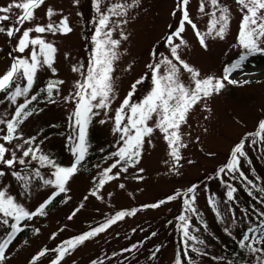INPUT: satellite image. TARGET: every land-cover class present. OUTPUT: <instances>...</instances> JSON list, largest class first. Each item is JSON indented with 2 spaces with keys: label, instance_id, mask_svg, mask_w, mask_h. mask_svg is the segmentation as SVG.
<instances>
[{
  "label": "rangeland",
  "instance_id": "1",
  "mask_svg": "<svg viewBox=\"0 0 264 264\" xmlns=\"http://www.w3.org/2000/svg\"><path fill=\"white\" fill-rule=\"evenodd\" d=\"M11 2L0 0V7ZM117 3L132 6L125 9L124 15H112L108 9ZM178 3L179 0H136L135 3L133 0H100L98 12L97 0H45L35 10V19L25 22L14 37L9 38L5 33H0L2 76L10 68L14 57L29 55L31 46L24 53L16 51L18 39L24 29L49 23V7L56 13L51 18L52 22L58 23L62 17H67L72 29L67 34L31 33L32 36H42L56 47L54 67L57 71L53 73L47 67L38 71L28 94V98L33 94L38 97L33 101L32 115L22 119L23 122L17 128L19 138L11 143L0 140L10 150L16 151L17 158L22 157L23 151L16 148L18 144L25 149L31 146L35 152L37 159L33 160L31 155L24 157L25 165L17 163L12 168L0 165V170L4 172L0 176V189L6 190L7 194L30 212L35 211L54 191H58L54 185L44 184L45 179H54V168L51 165L42 166L39 156L46 155L62 167H70L74 162L72 148L75 140H69L68 137L76 136L71 126L73 121L70 120L75 101H65L64 98L74 93L76 82L83 81L82 73L86 72L91 63L95 46L92 37L101 12L110 16L109 27L114 29L112 38L121 41L116 48L118 59L113 61L114 70L111 73L114 98L108 109L94 110L99 115L92 117L86 131L87 153L78 165V171L68 181L63 200L44 215L33 216L24 223L25 232L5 253L6 258L2 264H31L33 257L45 248L49 251L35 264H51L58 254L54 250L60 242L76 235L105 213L154 202L163 195L186 191L193 184H196V188L189 197H195L192 204L196 209L194 213L186 211L183 201L179 199L159 207L140 210L71 249L60 264H93V261L96 264H173L176 253L172 246L167 245L152 255L147 246L158 242L165 232L167 221L178 213L189 218V236L196 238L185 237L181 227L180 236L186 253L182 259L184 264H216L215 255L223 250L222 227L231 222L240 226L252 220L249 194L256 197L261 193L260 189L264 188V139L255 135L249 137L248 134L256 133L258 123L264 120V53L249 55L242 62V68L231 74L230 78L239 83L229 84L225 81V87L218 94L204 98L189 111L187 122L180 128L181 140L186 146L179 148L181 159L178 163L170 155L171 149L164 139L165 134L156 128L158 117L154 115L148 121L154 131L145 137L139 163L128 166L126 172L121 171L120 166L113 169L109 175L119 172V176L98 188L104 169L117 159L110 154L122 144L121 133L113 131L115 124L112 117L115 116V110L130 92L133 103L142 102L150 93L154 85L152 69L148 65H154L164 57L177 63L171 57L166 39L179 26L182 11L177 7ZM200 3L201 0H189L188 11L198 30L206 34L214 9L205 0V10L201 13ZM220 5L230 9V22L224 39L205 35V48L199 43L190 25L186 24L182 33L186 44L181 45L178 52L185 62L199 71L200 78H221L225 66L239 58L243 51L237 43L242 19L240 7L236 0H220ZM13 13L19 14V10L13 9ZM14 20L15 15H12L11 21L2 22L0 26L10 27ZM121 33L127 39H122ZM174 42L178 43V40L174 38ZM74 66L80 71H73ZM179 67L180 80L186 86L193 87L191 75L182 66ZM163 68L162 65L161 74ZM141 79L142 83L136 84ZM55 80L64 83L59 85L58 92L53 90L51 101L54 102H51L46 91L41 89H45L49 81ZM19 83L24 86L26 81ZM133 84H136L134 91ZM14 88L15 84L9 91ZM40 92L46 93V100L40 98ZM4 93L0 92V119L9 120L25 97H18L14 105L8 98L3 99ZM101 120L105 123H100ZM0 130L2 137L6 134V125L0 124ZM30 137H35V141L31 145L24 144ZM242 140L245 155L239 158V170L228 172L226 169L225 173L218 175V169L230 162L232 150ZM253 140L256 143H252ZM90 153H94V157L87 158ZM6 158H11L10 153L6 154ZM37 170L39 176L36 175ZM13 171L26 177L27 187L24 181L12 175ZM240 171L252 184H248L239 175ZM222 182L234 186V200L229 201L219 191ZM97 188V194L92 195V191ZM210 197L216 202L215 208L209 203ZM69 216L72 218L69 219ZM8 219L10 225L12 219ZM9 225L0 223V240ZM133 245L136 247L133 248ZM193 248L198 251H193Z\"/></svg>",
  "mask_w": 264,
  "mask_h": 264
},
{
  "label": "snow or ice",
  "instance_id": "2",
  "mask_svg": "<svg viewBox=\"0 0 264 264\" xmlns=\"http://www.w3.org/2000/svg\"><path fill=\"white\" fill-rule=\"evenodd\" d=\"M45 0H12L6 6L0 7V23L9 22L12 20V15H15V20L10 27L0 26V33H5L9 38L21 31L22 26L25 22H30L35 19V10L43 5ZM99 2L97 0V11L99 12ZM136 0H133L135 3ZM213 6L211 13V20L209 22L208 31L206 34H202L197 25L189 16L188 5L189 0H179L177 7L182 11V17L179 22V26L167 36L166 43L169 45L171 57L177 63L173 62V59L164 57L158 63L148 65L152 69V80L153 88L150 93L140 103H133L131 101L132 93L130 92L127 97L122 101L119 108L115 110V116L112 117L114 120L115 127L113 129L116 133H121L120 141L121 146L117 151L111 153L112 157L117 159L102 173V178L99 180L98 188L103 187L106 181L112 180L119 176V172L115 175H109L113 169L118 166L121 167V171L126 172L128 166L139 163V157L141 155L142 147L145 142V137L150 136L154 129L149 126L148 121L153 119V116H157L156 128L164 133V139L168 142L171 149L170 155L178 163L181 159L179 148L185 147L181 140L180 128L181 125L187 122V116L189 111L204 98L210 97L213 94H218L224 87L225 81L229 84L239 83L237 80L231 79V74L242 68V62L247 59L249 55L255 53H264V0H236L239 5L242 19L240 23L239 32L237 35V43L243 49L239 55V60L230 65L225 66L224 75L221 78L208 76L200 78V73L197 69L190 66L185 62L178 49L181 45H185L186 41L183 39L182 33L185 31V25H190L199 43L203 47H207L205 41V35L219 37L224 39L230 22V9L226 6L220 5V0H208ZM132 5L114 4L108 9V12L112 15H124L125 9ZM13 9L19 10V14H14ZM205 0H201L199 11L204 13ZM217 12L219 15L217 16ZM12 14V15H10ZM56 13L49 7L47 10V16L49 17V23L46 25H36L34 28H26L23 30L22 35L18 39L16 51L24 53L26 49L31 46V50L27 57H14L13 63L10 68L0 76V92H6L8 99L12 104L16 105L18 97H25L23 103H20L15 108V113L9 120L0 119V124L6 125V134L0 137V140L11 143L14 139L19 138L17 136V128L23 122L21 117L27 118L32 115V111H26L33 101L37 100V95L33 94L28 98L30 90L33 88L38 71L47 67L53 73L57 71L54 67L56 47L47 42L42 36H32L31 33L45 32L50 33H63L67 34L72 31L68 24V18L62 17L58 23L51 21V18ZM175 15V12L173 13ZM110 16L103 12L100 13L98 23L95 28V35L92 40L94 41V50L91 57V63L88 66L83 81H77L75 85V91L70 94L69 97H65V101L74 100L75 107L70 115V120L73 121L71 126L74 127L76 136H69V140H75V145L72 148L74 155V162L70 167H62L56 164L46 155H40L39 161L41 165H51L54 168L52 173L54 179H45L43 182L45 185H54L58 191H54L52 195L42 203L35 211H28L22 205L18 204L14 197L7 194L6 190L0 189V223L9 225V219L11 218L14 222L9 225L11 231L8 233L7 239L0 241V264L5 260V251L9 244L15 239L18 232L22 231L20 222L25 219H31L36 215H44L45 208L51 201L60 193L67 191L66 185L71 177L78 171V165L84 160L87 153L86 143V131L90 124L92 117L99 115L96 109H108L111 104V99L114 98V82L111 73L113 72V61L118 59L116 48L120 44V39L112 38L113 28L109 27ZM217 25L219 26L217 28ZM107 29V31H105ZM122 39H127L126 36L121 33ZM174 38L178 40L174 42ZM163 68V74H161V66ZM182 66L183 70L191 75V79L194 82L193 87L186 86L179 77V73ZM73 71H80V69L73 67ZM20 81H26L24 86H21ZM248 81H244L247 83ZM62 80L49 81L45 89L47 97L51 101L53 96V90H59V85L63 84ZM142 83V79L136 81V84ZM15 84L14 90L9 91ZM136 84H133V91L135 90ZM54 102V101H51ZM107 115V112H105ZM126 120V122H125ZM100 123H105L101 120ZM2 131V130H0ZM260 136L264 139V120L258 123V129L256 133H249L248 136ZM35 137H30L24 141V144L31 145L35 141ZM150 143V141H149ZM252 143H256L255 140ZM243 140L237 144L231 152V160L225 166L218 169V175L228 172H237L240 166V157L244 156ZM17 149H23L22 157L17 158L16 151L10 150L6 147L5 143H0V165H6L9 168L14 167L17 163L25 165L26 161L24 157L31 155L32 159H37L35 152L31 146L24 148L23 145H16ZM10 153L11 158H6V154ZM239 154V155H238ZM142 172L143 169H140ZM4 175V172L0 170V176ZM12 175L17 177L18 180L25 182L27 187V179L25 176H21L19 172L13 171ZM36 175L40 173L37 170ZM239 175L247 180L248 184H252L251 180L244 175L242 171ZM142 179V177H138ZM255 186V185H253ZM124 187L123 184L120 185ZM97 190L92 191V195L97 194ZM196 186L193 185L187 190L188 193L195 191ZM236 189L229 185V190L226 195L229 201L234 200V192ZM264 192V188L260 189ZM180 195L178 192L176 195L169 196L167 200L171 201ZM187 195V193H185ZM87 199V197H85ZM195 197H189L184 199L186 211L195 212L196 209L192 207ZM165 201H160L159 204H163ZM209 203L215 208L216 202L213 198H209ZM159 204L150 205V207H159ZM83 207V204H81ZM75 211H79L76 209ZM75 211L73 215H75ZM135 209L131 212L119 211L113 217L109 218L105 223L92 228L91 230L80 234L74 238H71L61 246H58L56 251L58 254L51 264H60V261L64 256L71 250L76 248L78 245L83 244L86 240L95 237L97 234L104 232L110 225L122 220L126 215H134ZM72 216H69L71 219ZM259 223L255 227H249L247 232L243 234L239 241L240 247L246 249L249 252L264 253V248H257L255 244L264 245V212L259 213ZM178 219L182 222L181 227L183 229V235L190 239H196L194 236H189V218L186 215H180ZM227 230V229H226ZM38 231V230H37ZM248 233H256L258 235H249ZM55 235V234H53ZM154 236L155 233H152ZM202 243V242H201ZM133 248L136 246L133 245ZM159 249H157L158 251ZM193 251L198 249L193 248ZM48 249L41 250L36 256L33 257L31 264H35L40 257H43L48 252ZM125 251H129L126 249ZM186 255V253H185ZM93 264H96L93 261ZM174 264H184L180 255H177ZM260 264H264V255L260 257Z\"/></svg>",
  "mask_w": 264,
  "mask_h": 264
},
{
  "label": "trees",
  "instance_id": "3",
  "mask_svg": "<svg viewBox=\"0 0 264 264\" xmlns=\"http://www.w3.org/2000/svg\"><path fill=\"white\" fill-rule=\"evenodd\" d=\"M238 60H239V58H237L236 60H234L230 64L237 62ZM230 64H228V65H230ZM45 95H46V93L40 92V98L41 99L46 100L47 98L45 97ZM7 98H8V95L5 92L3 94V99L5 100ZM33 107H34V104L32 102L30 105H28V108L25 110L31 111V110H33ZM21 119H23V117H21ZM99 152L101 153V151H99ZM91 157H94V153L88 154L87 158H91ZM193 185L196 186V184H193ZM193 185H191L189 188H191ZM229 185L231 187H234L228 182H222L219 186V191L226 197H227L226 193L229 190ZM243 187H244V184H243ZM187 190L186 191L185 190L175 191L173 193L163 195L158 200H156L154 202H147L145 204L133 205L130 207L120 208V209H116V210L111 211V212H107L100 219H98L94 223L87 225L84 229L79 231L76 235L64 240L63 242H65L71 238H74L76 236H79L80 234L85 233V232L91 230L92 228H95V227L105 223L109 218L113 217L119 211L131 212L133 209H135L136 210L135 213H136V212L143 210V209L152 208V207H150V205L159 204V202L162 200L165 201V203H163V204L173 202L177 199H179L180 201H184V199L189 198V196L193 193V192L188 193ZM178 192L180 193V195H178L176 199L171 200V201L167 200V198L169 196L176 195ZM185 193H187V195H185ZM50 196H48L42 203H44L46 200H48ZM249 197H250V207L252 209V212H251L252 220L249 221L248 223H246L244 225H240V226H235L231 222L230 225L222 227L223 250L218 255H215L216 264H260V257L262 255H264V253L253 254L246 249H242L240 247V244H239L240 239L242 238L243 234H245L247 232L248 228L249 227H255L259 223V218H258L259 213L264 212V193L261 192L260 194H258L256 196L257 198L252 194H249ZM63 198H64V193H60L59 195H57L51 201V203H49L47 205V207L45 208V212L48 210H51V209L55 208L57 205H59L61 203V201L63 200ZM163 204H159V206L163 205ZM179 216H180V214L178 213L176 217H172V220L167 221L166 227H165V232H164L163 236L158 240L157 243L147 246V249L149 250L150 255L155 253L157 251V249H161V248L169 245V246H172L174 248V253H176V257H177V255H180L181 259L184 258V255H185L184 243H183L182 237L180 236L181 235V225H180V220L178 219ZM27 221H28V219H25V220H22L20 222L19 226L21 227L22 231H20L16 234L15 239L9 244L6 251L25 232L26 229L24 228V223ZM13 222L14 221L12 220L11 223H13ZM167 224H169V225H167ZM10 231H11V229L9 227L6 234L4 236H2L0 241L7 239L8 233ZM248 234L249 235H258L256 233H248ZM63 242H60L56 247L61 246L63 244ZM254 246L257 248H264V245H261V244H255Z\"/></svg>",
  "mask_w": 264,
  "mask_h": 264
}]
</instances>
